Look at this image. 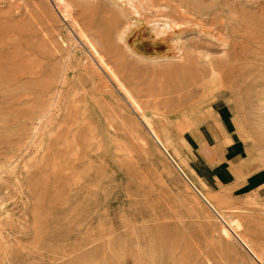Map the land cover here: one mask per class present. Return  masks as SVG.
I'll return each instance as SVG.
<instances>
[{"label":"rangeland","instance_id":"rangeland-1","mask_svg":"<svg viewBox=\"0 0 264 264\" xmlns=\"http://www.w3.org/2000/svg\"><path fill=\"white\" fill-rule=\"evenodd\" d=\"M0 264H264V0H0Z\"/></svg>","mask_w":264,"mask_h":264},{"label":"crops","instance_id":"crops-1","mask_svg":"<svg viewBox=\"0 0 264 264\" xmlns=\"http://www.w3.org/2000/svg\"><path fill=\"white\" fill-rule=\"evenodd\" d=\"M200 134L197 137H190V140L193 145L196 146L198 150V157L200 161L203 162L202 165H205V169H203V173L207 174L212 179L225 180L228 184H236L233 187L234 190H245L249 191L251 187H259L262 183V176L258 173V171H250L248 174L245 175V178L242 180H238L235 176L229 172L230 167L236 166L237 164L241 163L243 159L246 158L245 156V146L244 143L241 141L238 134L234 131H230L223 140L222 146V154L219 156V160L213 166H206L205 159L207 155L202 151L204 146L207 143L205 136H203V142H201Z\"/></svg>","mask_w":264,"mask_h":264},{"label":"bare ground","instance_id":"bare-ground-1","mask_svg":"<svg viewBox=\"0 0 264 264\" xmlns=\"http://www.w3.org/2000/svg\"><path fill=\"white\" fill-rule=\"evenodd\" d=\"M42 76H43V75H42ZM43 77H44V76H43ZM43 77H42V78H43ZM40 78H41V77H40ZM64 80H65V79H64ZM58 81H59V80H58ZM63 82H65V81H63ZM59 83H60V82H59ZM58 86H59V85H58ZM58 86L56 87L57 89L59 88ZM49 89H50V88H49ZM54 90H56V89H54ZM33 91H34V90H33ZM45 91H46V90H45ZM28 92H30V91H28ZM31 92H32V91H31ZM34 92H35V91H34ZM49 92H50V91H49ZM47 93H48V92H47ZM36 94H37V93H36ZM58 94H59V93H58ZM38 95H39V94H37V96H38ZM43 95H44V94H43ZM54 96H55V95H54ZM57 96H58V95H57ZM51 97H52V96H51ZM52 100H53V99H52ZM52 100H51V101H52ZM35 101H36V100H35ZM54 101H55V100H54ZM48 102H49V101H48ZM27 103H28V102H27ZM21 105H22V104H21ZM51 105H52V104H51ZM51 105H50V106H51ZM53 105H54V104H53ZM53 105H52V106H53ZM47 107H48V106H47ZM57 110H58V109H57ZM57 110H56V111H57ZM56 111H55V112H56ZM59 112H60V111H59ZM56 118H57V117H56ZM22 119H23V118H22ZM17 121H18V120H17ZM35 131H36V130H35ZM66 131H67V130H66ZM34 133H35V132H34ZM37 134H38V133H37ZM40 135H41V134H40ZM40 135H39V136H40ZM49 135H50V133H49ZM32 136H34V135H32ZM42 136H43V135H42ZM36 137H37V136H36ZM93 137H94V136H93ZM37 138H40V137H37ZM33 139H34V138H33ZM31 140H32V139H31ZM31 140H30V141H31ZM35 140H36V139H35ZM37 141H38V140H37ZM35 144H37V143H35ZM77 144H78V143H77ZM40 145H41V144H40ZM35 146H36V145H35ZM38 146H39V145H38ZM33 147H34V146H33ZM35 149L37 150L36 147H35ZM33 153H34V152H33ZM36 153H37V152H36ZM37 155H38V154H37ZM83 156H84V155H83ZM12 176H13V175H12ZM18 179H19V178H18ZM223 221H224V220H223Z\"/></svg>","mask_w":264,"mask_h":264}]
</instances>
